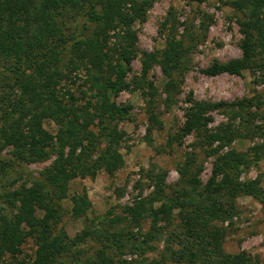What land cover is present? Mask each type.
<instances>
[{"label":"trees","instance_id":"1","mask_svg":"<svg viewBox=\"0 0 264 264\" xmlns=\"http://www.w3.org/2000/svg\"><path fill=\"white\" fill-rule=\"evenodd\" d=\"M222 1L242 16L237 21L241 55L248 61L264 58V0ZM150 3L151 0H0V151L6 149L8 155L0 161V264H6L4 256L10 258L8 264H14L26 238L34 247L32 257L18 264H110L103 249L84 262L79 260L78 251L71 250L88 238L98 243L109 241L110 246L115 243L117 249L122 247L117 243L119 237L104 228L105 220L89 225L86 212L90 204L81 196L74 195L69 200L73 212L86 218L88 226L84 230L67 239L60 230L53 234V222L59 215L60 203L68 198L72 180L92 179L100 170L111 174L123 165L118 152L123 134L112 122L122 119L126 109L114 105L107 90L114 91L122 85L123 65H128L135 54L132 24L141 20ZM144 58L143 71L148 60L154 59L166 78L164 103L169 105L170 94L176 88L172 75L184 67L180 42L166 39L157 58L146 54ZM30 68L37 73L34 82L26 75ZM222 71L221 65L214 63L201 73L216 76ZM79 72L86 86L79 91L82 103L65 86L73 85ZM249 106V100L230 104L192 100L184 110L181 137L194 132L202 140L201 148H210L220 137L204 130L209 121L207 114L228 108L234 110L232 118H241L242 113L249 115L248 110H243ZM44 120L54 124L55 138L32 144L42 136ZM224 129L222 139L228 142L237 132L229 126ZM98 146L102 148L95 152ZM215 152L216 149L209 150ZM50 154L54 156L51 164L37 176L28 174L27 183L4 191L1 182L9 177L15 164H31ZM246 157L244 153L228 151L216 158L205 184L195 183L168 194L156 187L154 197L136 202L130 209L132 225L139 228L140 220L147 217L150 224L146 240L135 243L134 250L140 251L141 245L158 236L157 222L162 221L170 228L162 240L163 252L173 263L264 264L245 252L230 254L222 248L226 234L223 224L231 225L237 198L250 197L264 209V192L258 182L239 180L241 171L248 168ZM163 175L155 176L157 185H163ZM11 181L9 186L16 183ZM153 203L158 206L153 207ZM36 211H42L40 218ZM24 222L29 223L26 231L21 228ZM62 240L67 242V249ZM134 264L145 263L138 259ZM147 264H163V259Z\"/></svg>","mask_w":264,"mask_h":264},{"label":"rangeland","instance_id":"2","mask_svg":"<svg viewBox=\"0 0 264 264\" xmlns=\"http://www.w3.org/2000/svg\"><path fill=\"white\" fill-rule=\"evenodd\" d=\"M241 18L239 12L222 0H151L141 20L132 24L136 38L135 54L128 65H123L122 85L114 91L107 90L109 100L126 109L122 119L112 122L123 134L118 145L123 165L111 174L100 170L92 179L72 180L68 186V198L60 203L59 215L53 222V234L60 230L67 239H71L88 226L86 218L89 225L105 220L104 228L119 237V242H116L122 247L117 249L115 243L110 246L109 241L98 243L88 238L71 250L79 252L80 261L91 260L97 250L103 249L106 257L111 259L110 264H120L121 261L134 264L138 259H143L145 264L159 262L160 259H163V264H177L163 252L162 240L170 228L162 221L157 222L160 228L158 236L141 245L140 251L134 250L135 243L146 240L150 219H141L139 228H135L131 223L130 209L136 202L154 197L156 187L168 194L173 189L193 187L195 183L205 184L216 158L228 151L247 156L248 168L241 171L239 180L257 181L264 192V58L248 61L241 55L242 37L237 27ZM252 33L256 36L255 32ZM170 38L180 42L184 67L180 73L172 75L176 88L167 105L163 92L166 78L154 59L148 60L145 71L143 63L144 54L157 58L165 40ZM214 63L221 65L222 73L216 76L201 73ZM26 75L32 82L37 80L33 68L28 69ZM82 79L83 74L79 72L73 85L65 84L80 103L83 99L79 91L86 87ZM192 100L225 104L249 100L251 106L245 108V105L243 110H248L249 115L242 113L241 118H232L234 110L228 108L209 112L204 130L212 135L218 133L220 140L210 148H201L202 140L194 132L182 137L180 133L184 125V110ZM227 126L237 132L228 142L222 139ZM42 130V136L32 144L54 140L56 128L52 122L44 120ZM97 130L92 127V131ZM101 148L98 146L95 152ZM213 149L216 152L209 153ZM255 153L258 159H255ZM7 157V150H1L0 161ZM53 158L50 154L31 164H15L9 177L1 182L5 185L4 191L9 192L19 184L27 183L28 174L37 176ZM162 172L163 185L160 186L155 183V176ZM11 180H16L13 186H9ZM74 195L89 202L86 218L73 212L69 198ZM154 206L158 204L153 203ZM235 207L231 225L223 224L226 228L223 250L230 254L245 252L264 262L263 207L250 197L237 198ZM35 215L40 218L42 211H36ZM21 228L28 230L29 223L24 222ZM62 246L67 249L65 240H62ZM33 250L32 241L26 238L14 264L28 262ZM3 259L8 264L10 258L4 256Z\"/></svg>","mask_w":264,"mask_h":264}]
</instances>
